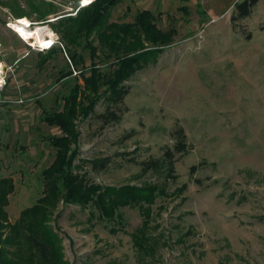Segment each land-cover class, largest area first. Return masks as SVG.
Here are the masks:
<instances>
[{"label": "rangeland", "instance_id": "obj_1", "mask_svg": "<svg viewBox=\"0 0 264 264\" xmlns=\"http://www.w3.org/2000/svg\"><path fill=\"white\" fill-rule=\"evenodd\" d=\"M16 1L30 10L28 0ZM45 1L75 13L74 0ZM237 1L121 0L114 6L110 21H133L138 10L149 8L162 31L173 30L155 33L159 40L136 52L154 51L152 62L144 61L125 81L128 110L120 122L102 128L91 114L75 121V172L90 185L134 186L147 194L139 198L149 205L120 200L122 222L113 223L96 220L87 201L61 202L49 221L58 237L50 264H264V0L233 22ZM11 2L0 0V55L14 66L0 95V102L8 101L0 106V176L15 180L7 210L16 220L42 195L43 170L55 156L46 137L59 130L41 119L42 110L56 106L55 97L61 102L76 76L82 86L84 79L66 53L39 66L38 52L47 50L33 48L10 28L9 16L17 18ZM28 18L31 28L53 30L35 12ZM97 62L104 70L106 64ZM66 67L72 75L57 83ZM104 94L96 113L106 108ZM178 126L192 148L177 154L174 175L165 161L141 170L137 161L160 157L174 145ZM104 157L111 158L108 166L94 168ZM135 233L141 242L132 238ZM39 235L48 238L47 231ZM32 257L39 263L40 251Z\"/></svg>", "mask_w": 264, "mask_h": 264}, {"label": "trees", "instance_id": "obj_2", "mask_svg": "<svg viewBox=\"0 0 264 264\" xmlns=\"http://www.w3.org/2000/svg\"><path fill=\"white\" fill-rule=\"evenodd\" d=\"M28 1L30 10L23 9L16 0L9 3L17 19L28 20V16H32L35 12L36 20L49 23L59 34L61 42V46L55 44L46 53L38 52L39 66L42 68L51 64L54 58L66 53L74 71L77 72L79 69V76H83L84 85L82 86L79 77L76 76L74 83L68 87V92L61 97L62 103H58V97H55L53 101L57 105L42 110L41 119L59 130L46 137L55 149V156L43 170L42 195L32 206L22 210L20 216L14 221L9 218L7 206L10 196L16 190L15 180L12 176H0V264H44V262L50 264L53 262V246L58 242V237L53 232L54 228L49 226V221L52 220L53 211L61 202L66 205L68 202L87 201L93 208L90 214L93 215L95 212L96 220L102 219L113 221V223H118L120 220L119 206L121 204L137 208L149 205L139 198L142 195L145 199L147 194L139 193L138 188L134 186L103 188L95 184L90 185L86 175L75 172V168L79 166L75 164V158L80 135L75 121L81 115L86 120L91 114V117L94 116L96 121L101 123L102 128L120 122L128 110L125 98L130 88L125 81L131 79L138 70L143 68L144 61H150V55L154 51L136 52L149 47V43L157 42L159 38L155 36V33L165 34L173 30L162 31L157 24V15L149 8L138 10L133 21H110L112 9L121 0H94L87 5H81L82 0H74L75 13L61 11L51 1L41 0L40 3ZM259 1L238 0L234 4L232 21L236 22L249 17ZM50 15L54 16L49 18ZM52 18L55 19L51 20ZM158 44L161 43L158 42ZM82 51H86V54ZM0 58H2L1 55ZM98 59L106 64L103 67L104 70L100 71ZM88 61L90 62L87 63ZM67 67L60 71L62 73L58 76L57 83L72 75L73 70H67ZM10 78L11 76H8L7 84ZM4 88L1 92L2 96ZM104 93L108 97L106 108L96 113L95 103ZM7 103L8 101L0 102V106ZM172 134L175 139L174 145L165 146L160 157H149L137 161L141 170H154L162 161H165L169 166L170 176L174 175L177 154L190 152L192 144L183 126L176 127ZM131 135L132 132H129L124 138H129ZM110 162V157H104L101 161H94L93 167L103 169ZM196 168L198 167L194 165L192 170ZM120 200L123 202L121 203ZM95 210H98L99 214ZM91 220L92 225H95ZM40 231H47L48 238L44 239L40 236ZM138 237L139 233L132 236L135 241L141 242ZM33 248L40 251L39 263L34 260L36 257H32Z\"/></svg>", "mask_w": 264, "mask_h": 264}, {"label": "built area", "instance_id": "obj_3", "mask_svg": "<svg viewBox=\"0 0 264 264\" xmlns=\"http://www.w3.org/2000/svg\"><path fill=\"white\" fill-rule=\"evenodd\" d=\"M92 1L93 0H89V2L85 3V0H82L81 5H87V4L91 3ZM31 24H32V22H30L26 19L20 20V19L13 17V15L9 16L8 25L10 26V28L13 29L22 39L27 41L33 48H37L40 51H45V50L50 49L52 46H54L59 41V36L56 35L53 30L51 31V34H46L45 35L46 39L44 40V42L40 43V42H36L32 38L25 37V35L22 34L21 30L17 27L18 25H23V26L31 28L30 27ZM51 36L53 37L52 42H50ZM0 46H2L1 43H0ZM9 72H12V73L14 72V66L12 64L7 65L0 58V95H1L3 88L7 84ZM22 101H23L22 98H19L18 100H16V102H22Z\"/></svg>", "mask_w": 264, "mask_h": 264}, {"label": "bare ground", "instance_id": "obj_4", "mask_svg": "<svg viewBox=\"0 0 264 264\" xmlns=\"http://www.w3.org/2000/svg\"><path fill=\"white\" fill-rule=\"evenodd\" d=\"M20 30L21 33L25 35V37L27 38H32L34 39L36 42H44L45 35L46 34H51L52 29H49L48 26L46 25H37L34 28H29L23 25H18L17 26ZM53 37H50V42H52Z\"/></svg>", "mask_w": 264, "mask_h": 264}, {"label": "crops", "instance_id": "obj_5", "mask_svg": "<svg viewBox=\"0 0 264 264\" xmlns=\"http://www.w3.org/2000/svg\"><path fill=\"white\" fill-rule=\"evenodd\" d=\"M9 218H10L11 221H14L15 220V219H11L10 215H9Z\"/></svg>", "mask_w": 264, "mask_h": 264}, {"label": "snow or ice", "instance_id": "obj_6", "mask_svg": "<svg viewBox=\"0 0 264 264\" xmlns=\"http://www.w3.org/2000/svg\"><path fill=\"white\" fill-rule=\"evenodd\" d=\"M89 2V0H85V3Z\"/></svg>", "mask_w": 264, "mask_h": 264}, {"label": "water", "instance_id": "obj_7", "mask_svg": "<svg viewBox=\"0 0 264 264\" xmlns=\"http://www.w3.org/2000/svg\"><path fill=\"white\" fill-rule=\"evenodd\" d=\"M51 20H53V19H51Z\"/></svg>", "mask_w": 264, "mask_h": 264}]
</instances>
